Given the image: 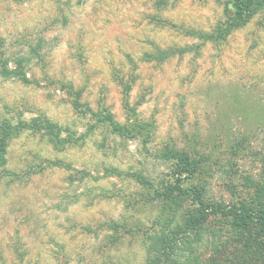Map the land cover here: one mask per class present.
<instances>
[{
	"label": "rangeland",
	"instance_id": "obj_1",
	"mask_svg": "<svg viewBox=\"0 0 264 264\" xmlns=\"http://www.w3.org/2000/svg\"><path fill=\"white\" fill-rule=\"evenodd\" d=\"M223 9L224 0H0V65L26 58L17 70L29 80L0 66V119L40 116L63 136L83 135L62 150L31 132L10 141L16 177L0 181V264H144L160 227L152 222H179L187 206L152 202L134 175L173 183L181 153L197 171L185 185L204 187L208 201L234 193L264 208V10L225 41L188 37L214 27ZM186 45L162 63L146 56ZM120 79L132 83L139 133L115 134L73 106L79 92L82 110L129 124ZM112 220L125 227L109 228ZM214 230L218 241L186 242L179 259L203 264L232 235L215 220L207 236Z\"/></svg>",
	"mask_w": 264,
	"mask_h": 264
},
{
	"label": "trees",
	"instance_id": "obj_2",
	"mask_svg": "<svg viewBox=\"0 0 264 264\" xmlns=\"http://www.w3.org/2000/svg\"><path fill=\"white\" fill-rule=\"evenodd\" d=\"M260 10H264V0H224V18L208 31L201 29L192 30L188 33V37L197 39L202 44L225 41L231 32L247 25L250 19ZM42 42L43 39L40 38L38 44L40 48ZM193 46L177 47L176 51L161 49L157 50L156 55L148 53L146 56L150 62L162 63L167 57L175 53L185 54ZM31 52L37 57L40 56L34 48H31ZM25 60L27 59L24 57L16 56L12 69H9L3 61L0 65L2 68L1 73L17 78L23 83L29 82L26 74L17 70L23 66L22 63ZM64 85L62 84V87H67L71 95V92H73L72 85ZM119 85L122 88L123 109L129 118L133 117L132 119L127 118V121H130L128 122L129 124L116 122L110 112L96 113L89 108L85 111L82 110V105L78 102L79 92L73 93V106L75 109L83 111V113H89L95 118L96 123L107 126L115 134H126L134 131L136 127L139 133V127H142V124L139 125L135 110L129 105V92L132 89V83H127L120 79ZM24 132H31L46 137L47 142L57 150H62L68 146L67 144H75L83 139V135L78 136V138H73L69 135L63 136V130L58 124L40 116L32 117L29 120L18 119L15 122H11L9 119H0V181L3 177H16V173L7 168L8 146L12 139L17 138ZM177 157L179 158L180 169L173 174L175 175L173 183H162L157 187L148 179L142 178L137 174L134 175L137 183L144 186L149 185L148 187L152 188V202L163 201L162 205H164L167 201L177 200L182 202L179 205V211L187 206L179 222H176L175 217H166L162 220L160 216L152 222V229L158 224H160V227L158 232L156 230L148 236L150 243L146 248L144 264H185L184 260L194 262L197 258L191 255L184 257L183 261L179 259L180 254L184 252V243L199 242L204 237L217 240L216 237L220 236V232L216 234L215 230L210 231L208 236L206 233L208 225L214 220L219 226L229 227L232 230V235L227 237L226 244H215V250L205 258L203 264H264V208L260 207L258 203L255 206H251L241 200L233 199L234 193H230L231 198L227 201H208L205 198L204 187L194 184L185 185L184 179L190 182V180L197 177L194 164L183 153L177 154ZM57 163H51V165L58 166ZM106 225L109 228L125 227L123 224L113 220ZM216 245L223 247V250H219ZM189 252L192 254V250ZM190 261H187V263Z\"/></svg>",
	"mask_w": 264,
	"mask_h": 264
}]
</instances>
